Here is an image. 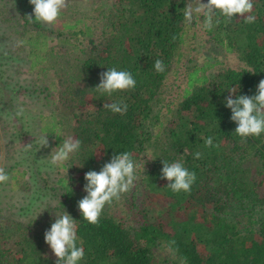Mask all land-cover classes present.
I'll return each instance as SVG.
<instances>
[{
	"label": "trees",
	"instance_id": "trees-1",
	"mask_svg": "<svg viewBox=\"0 0 264 264\" xmlns=\"http://www.w3.org/2000/svg\"><path fill=\"white\" fill-rule=\"evenodd\" d=\"M252 2L254 23L217 11L209 30L203 16L184 22L186 0H66L54 24L29 21L34 6L28 0H0V37L15 32L8 57L46 74L38 89L55 97L49 114L31 113L26 98L14 104L11 94L0 103V115L7 110L25 123L15 134L32 137L25 159L38 161L42 150L49 156L69 137L81 141L59 164L49 186L54 203L39 217L0 214V264H56L44 233L64 211L76 220L77 246L84 250L78 264H264V133L236 135L224 104L233 88V98L252 96L264 79V0ZM205 42L218 51L199 61L195 53ZM220 54L234 62L224 63ZM157 59L164 72L155 71ZM112 67L129 71L135 88L97 92L100 73ZM119 101L127 104L124 114L103 108ZM45 135L48 147L37 153ZM207 137L213 147L205 146ZM123 152L137 165L134 185L90 224L77 207L86 195L85 173ZM161 161H179L195 173L190 192L166 187ZM4 168L8 173L14 166ZM16 171L23 178L29 169L24 164Z\"/></svg>",
	"mask_w": 264,
	"mask_h": 264
},
{
	"label": "clouds",
	"instance_id": "clouds-1",
	"mask_svg": "<svg viewBox=\"0 0 264 264\" xmlns=\"http://www.w3.org/2000/svg\"><path fill=\"white\" fill-rule=\"evenodd\" d=\"M34 6L32 14L28 15L29 21L54 24L67 4L66 0H28ZM253 9L252 0H186L183 10V19L187 25H191L194 20L203 16V26L211 29L213 26V16L217 11L228 20L234 16L245 18L246 23H254L255 17L251 15ZM247 14V15H246ZM34 15V18H33ZM157 73L165 71L162 60L157 59L153 65ZM100 82L94 88L101 94L111 95L116 91L134 89L136 81L129 71H119L115 67L107 68V71L100 73ZM236 89L229 91V96L225 98V107L231 110V121L236 123L234 133L241 138L248 136H259L264 133V79H261L256 87V94L233 95ZM103 108L112 113L124 114L127 111V104L122 101L104 103ZM22 114V109L17 115ZM205 146L213 147L212 138H205ZM81 141L69 137L63 139L62 143L54 148L55 151L49 155L52 165H59L67 161L70 154L79 150ZM48 147L47 136L41 137L40 147ZM31 145H27L26 150ZM53 150V149H52ZM201 154L196 152L195 159H200ZM161 178L168 181L167 188L173 192H190L192 184L196 180L194 172H190L181 162L169 163L161 161ZM136 163L128 152L114 154L108 162L104 163L99 171L89 170L85 173L83 191L86 195L77 202V207L81 217L90 224H97L99 217L106 204H110L113 199H119L121 194L126 193L134 185L136 180ZM67 174V173H66ZM9 180V175L3 167H0V184ZM77 225L69 214L57 217L51 226L44 233V241L49 246L52 253L57 258L56 264H78L84 257V250L77 246Z\"/></svg>",
	"mask_w": 264,
	"mask_h": 264
},
{
	"label": "rangeland",
	"instance_id": "rangeland-1",
	"mask_svg": "<svg viewBox=\"0 0 264 264\" xmlns=\"http://www.w3.org/2000/svg\"><path fill=\"white\" fill-rule=\"evenodd\" d=\"M89 1V0H87ZM91 1V0H90ZM204 3L203 0H201ZM3 14L0 16L2 19ZM1 22V21H0ZM3 28H0V31ZM193 30V28H192ZM191 30V33H192ZM197 34L202 35L200 28L195 27ZM194 31V30H193ZM190 33V32H189ZM15 32L8 30L4 32L3 36L5 39L0 37V103L8 99L9 94L13 96V102L20 105L21 100H25L24 106L28 107L31 113L43 112L49 114L52 107V102L55 97L45 96L46 91H40L38 88L48 82L46 74L37 75L35 70L29 69L27 65L21 63L18 58L8 57L10 52L15 50L11 48L8 41ZM218 51L213 45L205 42L195 56L199 61L206 59L213 60L214 52ZM226 56V55H225ZM224 59V63H233V56L229 55L226 58L219 55L220 58ZM215 67V66H213ZM217 67V66H216ZM214 70V69H212ZM48 97L47 99H44ZM1 107V105H0ZM42 114V113H41ZM27 117V116H24ZM2 118L6 119V123L3 122ZM35 120H38L36 115ZM40 121H38L39 123ZM25 123L15 116L9 114L7 110L0 115V167L14 166L13 171H9V180L5 183L0 184V214L11 215L12 219L26 220L28 218L39 217L40 213L46 209L47 204H53L55 199L49 195V186L54 184L55 179L58 177L57 169L59 165H52L50 156H41L46 153L44 150L40 151V146L37 147V158L38 161L30 162L25 157L29 155L30 150L27 149V145H31L30 135L22 133L19 136L15 134V131L23 126ZM33 124L30 125V129L33 130ZM26 126L23 127V130ZM29 130V129H28ZM31 134V133H30ZM32 136V134H31ZM35 142V141H34ZM47 151V150H46ZM49 152V151H47ZM39 155V156H38ZM50 155V153H49ZM16 160L18 163H16ZM26 164L29 171L23 176L16 171L22 170L23 165ZM33 165L40 167V175L42 178H46L47 182H44L39 175L35 176L32 173L31 168L34 169ZM6 169V168H4ZM15 173L20 181L16 182V178H11V174ZM22 180H26L27 187H20ZM47 192V193H46Z\"/></svg>",
	"mask_w": 264,
	"mask_h": 264
}]
</instances>
